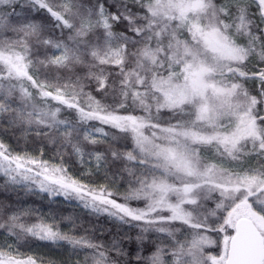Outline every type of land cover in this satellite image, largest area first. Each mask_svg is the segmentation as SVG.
<instances>
[{"label":"snow or ice","instance_id":"1","mask_svg":"<svg viewBox=\"0 0 264 264\" xmlns=\"http://www.w3.org/2000/svg\"><path fill=\"white\" fill-rule=\"evenodd\" d=\"M4 123L60 157L0 140L6 183L118 230L105 243L71 217L65 232L54 214L4 210L0 264H45L22 250L33 241L84 264H264V0H0ZM73 156L111 180L70 174Z\"/></svg>","mask_w":264,"mask_h":264},{"label":"trees","instance_id":"2","mask_svg":"<svg viewBox=\"0 0 264 264\" xmlns=\"http://www.w3.org/2000/svg\"><path fill=\"white\" fill-rule=\"evenodd\" d=\"M8 11H11V8H9ZM16 11H20L19 5L16 6ZM249 87L251 89L252 82H249ZM51 103L55 104L54 101ZM64 116H68L67 111L64 112ZM0 140H2L14 151H23L25 148H27L29 152L35 155H40L41 148H43V159L48 160L52 164L60 163V157L55 154L56 149L52 148L50 144H47V142L41 144V142L35 138L34 134H28L26 136L19 129L8 128L6 123L0 124ZM129 146H131L130 143ZM93 147L103 151L107 145H85V150L92 151ZM68 151L71 150L69 149ZM68 159L69 157L65 155V160ZM85 160H87V157H85ZM68 167L70 174L76 176L77 178L83 179L86 183H89L92 186L105 184L111 180V173L107 174L106 179V174L103 169H101L99 172H96L94 162L91 167H89L87 163L81 165L77 162V158L73 156L71 157V163L68 165ZM88 172H93L95 174L92 176L83 175ZM6 181L7 177L0 174V212H4V210H8L10 212L16 209L37 210L33 211L30 218H25L29 222H34L38 214H43L45 216L54 214L57 222L63 226V231L65 232H68L72 229V224L68 223V221H66L64 218L71 217L77 225V235L83 234L84 231L87 230L88 234L94 236L97 241H103L105 243L110 242L112 239V234L118 230L116 222L110 218L107 213L93 212L91 209L85 208L79 200H66L63 196H53L49 198L47 193H39L38 191L33 194L23 187L13 186L6 183ZM111 187L112 190L118 191L122 194L126 190L127 184L124 183L122 186H120L119 181H117V184H112ZM119 230L121 232H128L133 236L137 231L136 229H132L129 232L127 225L120 226ZM44 244H47V251L40 250L39 255L37 253L32 254L33 249L35 250L36 247ZM126 246L135 247V244L133 243ZM22 250L27 252L29 255L41 257L45 261V264H49V262H51V264H77L78 261L79 264H84L85 259L84 253H81L79 257H77L72 253L71 247L64 242H61L60 245H52L49 242L33 241V247L30 250ZM147 254L150 253H146V255Z\"/></svg>","mask_w":264,"mask_h":264},{"label":"rangeland","instance_id":"3","mask_svg":"<svg viewBox=\"0 0 264 264\" xmlns=\"http://www.w3.org/2000/svg\"><path fill=\"white\" fill-rule=\"evenodd\" d=\"M73 200L76 201L77 199H73ZM46 246H47V244H44V245L36 247L35 250L34 249L32 250V254H36L37 253L39 255V251L40 250L47 251Z\"/></svg>","mask_w":264,"mask_h":264}]
</instances>
